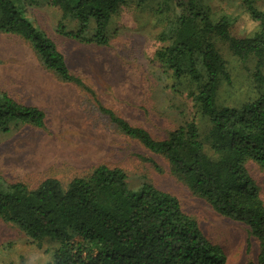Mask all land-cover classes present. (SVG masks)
Returning a JSON list of instances; mask_svg holds the SVG:
<instances>
[{
    "label": "trees",
    "instance_id": "trees-1",
    "mask_svg": "<svg viewBox=\"0 0 264 264\" xmlns=\"http://www.w3.org/2000/svg\"><path fill=\"white\" fill-rule=\"evenodd\" d=\"M241 1L259 23L246 38L232 34L228 15L215 18L207 0H0V34L25 41L42 67L83 92L109 126L163 157L171 174L218 214L246 225L259 243L257 258L249 264H264V201L247 167L253 161L264 170V11L256 0ZM42 2L62 13L57 33L101 47L110 44L109 25L121 7L157 4L166 19L156 57L174 93L179 85L187 86L195 113L210 121L207 132L202 134L193 117L157 138L104 105L30 17L29 9ZM67 20L76 29H69ZM218 40L242 62L255 57L257 96L239 107L217 101L220 87L231 81ZM25 126L44 129L45 112L0 90V134ZM0 219L39 248L45 241L56 242L47 264H226L223 250L184 212L176 196L149 181L133 189L125 170L104 164L67 185L47 178L35 189L0 175Z\"/></svg>",
    "mask_w": 264,
    "mask_h": 264
},
{
    "label": "rangeland",
    "instance_id": "rangeland-1",
    "mask_svg": "<svg viewBox=\"0 0 264 264\" xmlns=\"http://www.w3.org/2000/svg\"><path fill=\"white\" fill-rule=\"evenodd\" d=\"M207 1L215 18L230 17L234 36L246 38L258 29L259 23L251 18L241 0ZM256 5L264 11V0H256ZM29 14L55 41L71 71L96 91L104 105L131 124L147 129L157 138L167 137L193 117L202 134L210 128L209 119L195 113L186 85H179L177 93L172 91V80L156 57L166 19L157 4L121 7L109 25L110 44L103 47L85 45L57 33L62 13L45 2L30 8ZM65 24L76 29L72 21ZM217 46L231 77L218 91V104L239 107L257 96L253 82L255 57L242 62L227 43L218 40ZM0 90L46 114L44 129L25 126L0 134V175L8 182L35 189L47 178L67 185L102 164L122 168L131 188L138 189L149 181L176 196L184 212L195 218L207 238L223 250L226 264L256 260L259 243L246 225L221 216L205 200L194 196L186 184L171 174L163 157L109 126L83 92L60 83L42 67L25 41L3 34ZM146 159H152L158 169ZM247 167L264 201V170L253 161ZM56 246V242L45 241L39 248L14 224L0 219V264H47Z\"/></svg>",
    "mask_w": 264,
    "mask_h": 264
}]
</instances>
